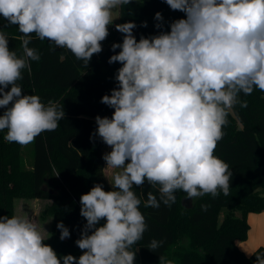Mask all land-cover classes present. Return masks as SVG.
<instances>
[{
  "label": "clouds",
  "instance_id": "1",
  "mask_svg": "<svg viewBox=\"0 0 264 264\" xmlns=\"http://www.w3.org/2000/svg\"><path fill=\"white\" fill-rule=\"evenodd\" d=\"M132 2L0 0V18L22 34L18 55L0 30V132L6 130L5 141L26 146L43 132L55 131L65 118L63 106L24 94L17 83L30 62L40 60L37 49L29 47L33 34L88 66L103 51L109 26L120 18L116 10ZM163 2L185 14L170 22V30H164L161 12L154 16L160 31L139 40L135 22L115 24L123 39L112 44L114 53L120 50L108 63L121 67L116 87L100 100L114 111L111 118L95 117L97 127L90 136L111 148L102 158L114 170L108 180L112 190L96 183L80 196L86 224L75 244L82 254L59 256L45 243L52 233L44 227L27 217L2 216L0 264H135L137 251L132 249L148 225L134 186L147 182L158 190L159 199L147 192L145 208H159L161 202L171 207L178 191L191 200L230 194L233 172L215 149L235 106L247 107L241 93L264 92V0ZM101 220L105 222L97 226ZM57 228L61 241L70 238L62 221ZM163 244L152 239L147 248L156 252ZM255 256V264H264V254ZM159 264L175 262L160 255Z\"/></svg>",
  "mask_w": 264,
  "mask_h": 264
},
{
  "label": "trees",
  "instance_id": "2",
  "mask_svg": "<svg viewBox=\"0 0 264 264\" xmlns=\"http://www.w3.org/2000/svg\"><path fill=\"white\" fill-rule=\"evenodd\" d=\"M156 12L164 17V30H170L171 21L185 18L184 13L172 11L163 0H133L117 10V21L135 22L133 33L139 40L141 35L148 37L160 31L155 28ZM144 21L147 27L140 26ZM0 30L7 34L9 48L21 54L17 37L22 34L17 26L7 25L0 18ZM109 33L102 42L103 51L94 54L88 66L69 50L33 34L29 47L37 49L40 60L31 61L30 70H25L17 83L24 94L37 95L45 104L52 101L63 106L65 118L55 131L43 132L31 143L29 164L22 158V146L5 141L6 130L0 132V217L13 216L16 198L48 200L43 214L51 217L52 236L45 243L59 256L82 254L75 244L86 224L80 215V196L96 183L102 184L105 191L112 190L104 177L105 144L98 137L90 140L97 127L95 117L111 118L114 111L100 100L116 87L115 75L121 65L109 64L108 59L119 52L116 49L114 53L111 46L122 43L123 34L111 26ZM240 99L247 101V107L235 106L215 149V155L233 172L228 196L222 192L215 198L204 195L185 208L181 201L186 194L178 191L171 207L161 202L159 208H145L147 192L152 191L158 199L159 192L147 182L142 188L134 186L148 225L143 238L133 246L132 250L137 251L135 264H159L160 255L175 264H255V255L264 254V246L254 249L251 255L237 247V241L247 235V213L264 210V92L241 93ZM3 111L0 109V114ZM61 221L70 231V238L63 241L57 228ZM104 222L101 220L97 226ZM152 239L164 241L156 252L147 248Z\"/></svg>",
  "mask_w": 264,
  "mask_h": 264
},
{
  "label": "rangeland",
  "instance_id": "3",
  "mask_svg": "<svg viewBox=\"0 0 264 264\" xmlns=\"http://www.w3.org/2000/svg\"><path fill=\"white\" fill-rule=\"evenodd\" d=\"M117 11V10H116ZM115 15V14H114ZM119 24L117 19L114 21L113 25ZM103 154L106 152H110L111 148L107 145H105L102 149ZM21 154L22 158L24 159L26 164H29L30 162V156H31V143H29L26 146H22L21 148ZM106 161L104 160V177L107 181L108 185L111 187L109 181L112 177V172L114 170L107 169L106 168ZM109 180V181H108ZM49 203L48 200L45 199H33V198H16L14 200V209H13V215L16 216H22L27 217L32 220L41 230L44 229L49 232V226H50V216L44 215L43 213L45 210V207ZM237 215H239L238 212H236ZM46 237L48 233H43Z\"/></svg>",
  "mask_w": 264,
  "mask_h": 264
},
{
  "label": "crops",
  "instance_id": "4",
  "mask_svg": "<svg viewBox=\"0 0 264 264\" xmlns=\"http://www.w3.org/2000/svg\"><path fill=\"white\" fill-rule=\"evenodd\" d=\"M246 221L248 223L247 235L245 239L237 241V247L245 255H249L257 247L264 246V210L247 213Z\"/></svg>",
  "mask_w": 264,
  "mask_h": 264
},
{
  "label": "water",
  "instance_id": "5",
  "mask_svg": "<svg viewBox=\"0 0 264 264\" xmlns=\"http://www.w3.org/2000/svg\"><path fill=\"white\" fill-rule=\"evenodd\" d=\"M74 200H77V197H74ZM181 204L183 207L185 208H190L191 207V199L189 198H184L182 201H181Z\"/></svg>",
  "mask_w": 264,
  "mask_h": 264
},
{
  "label": "built area",
  "instance_id": "6",
  "mask_svg": "<svg viewBox=\"0 0 264 264\" xmlns=\"http://www.w3.org/2000/svg\"><path fill=\"white\" fill-rule=\"evenodd\" d=\"M111 28H112L113 30H115V25H112Z\"/></svg>",
  "mask_w": 264,
  "mask_h": 264
}]
</instances>
